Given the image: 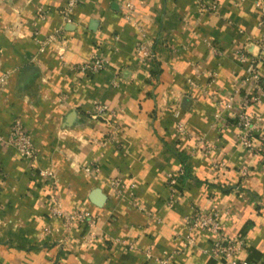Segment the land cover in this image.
<instances>
[{
	"label": "crops",
	"instance_id": "0c3cea01",
	"mask_svg": "<svg viewBox=\"0 0 264 264\" xmlns=\"http://www.w3.org/2000/svg\"><path fill=\"white\" fill-rule=\"evenodd\" d=\"M66 1L0 0V264H230L200 228L182 246L197 208L218 209L224 233L245 241L238 258L264 264V165L213 116L245 72L235 51L260 49L264 0H80L68 22ZM56 28L61 39L46 42ZM141 39L152 58H139ZM95 53L105 69L72 68ZM96 103L112 113L96 115ZM249 110L264 128V103ZM15 120L34 160L8 142ZM184 167L170 188L167 173ZM53 195L92 223L67 226Z\"/></svg>",
	"mask_w": 264,
	"mask_h": 264
},
{
	"label": "built area",
	"instance_id": "2783aa9c",
	"mask_svg": "<svg viewBox=\"0 0 264 264\" xmlns=\"http://www.w3.org/2000/svg\"><path fill=\"white\" fill-rule=\"evenodd\" d=\"M80 0H67L63 9L65 21L70 20V15L73 9L78 5ZM214 7V5H211ZM264 14V9L262 10ZM263 26L262 34L257 41L259 51L255 56H249L244 48L235 51V59L244 69V74L236 79L232 91L225 97L217 100L220 107V112L214 113V119H222V114L226 121H231L235 126V142L237 145L246 149L250 154L258 156L261 164L264 165V128L261 127L262 117L259 114H254L249 110L252 103H264V18L260 20ZM62 37V29L56 28L46 37V42H56ZM136 49L141 60L152 58L153 51L150 43L146 39H141ZM217 51L214 49V53ZM107 59L99 53H95L86 61L73 65V69L86 73L95 74L106 68ZM8 73H0V88L6 84ZM212 80L210 81V83ZM96 115L104 116L109 111L108 107L102 103H96L94 106ZM178 130H184L182 122L177 123ZM8 142L16 149L19 156L26 160H34L36 157V145L22 125L21 121L15 120L10 126ZM208 150V145L204 146ZM220 165H224L221 161ZM242 175L249 173V167L242 164L240 167ZM184 173V168H181L177 173H167L168 186L170 188L176 180ZM42 175H50L49 171L41 172ZM108 184L116 192H120L122 182L118 177L109 179ZM52 199L55 205L51 208L52 212L58 216H63L65 223L69 226L73 221H85L92 223L88 213L81 209L73 210L71 213H63L58 199L53 195ZM178 201V196L171 189L168 198V206H174ZM218 209H202L197 208L186 219V233L181 237L182 246H191L195 243V237L192 231L200 228L212 236L211 244L208 248V253L224 259L230 264H249L245 259H239V252L245 247V241L241 237H230L224 233L223 222L220 218ZM147 256L149 253L146 254ZM171 255L155 257L157 264H167Z\"/></svg>",
	"mask_w": 264,
	"mask_h": 264
},
{
	"label": "trees",
	"instance_id": "16d2710c",
	"mask_svg": "<svg viewBox=\"0 0 264 264\" xmlns=\"http://www.w3.org/2000/svg\"><path fill=\"white\" fill-rule=\"evenodd\" d=\"M186 174H187V169L184 167V173L181 175L182 179L186 177Z\"/></svg>",
	"mask_w": 264,
	"mask_h": 264
},
{
	"label": "water",
	"instance_id": "95a60500",
	"mask_svg": "<svg viewBox=\"0 0 264 264\" xmlns=\"http://www.w3.org/2000/svg\"><path fill=\"white\" fill-rule=\"evenodd\" d=\"M25 71H33V70L32 69H29V70H25ZM24 76H26V74Z\"/></svg>",
	"mask_w": 264,
	"mask_h": 264
}]
</instances>
